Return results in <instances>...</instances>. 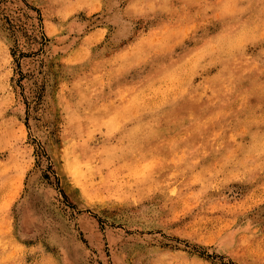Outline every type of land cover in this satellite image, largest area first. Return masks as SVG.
<instances>
[{
	"label": "rangeland",
	"instance_id": "374dc122",
	"mask_svg": "<svg viewBox=\"0 0 264 264\" xmlns=\"http://www.w3.org/2000/svg\"><path fill=\"white\" fill-rule=\"evenodd\" d=\"M0 264H264V0H0Z\"/></svg>",
	"mask_w": 264,
	"mask_h": 264
}]
</instances>
